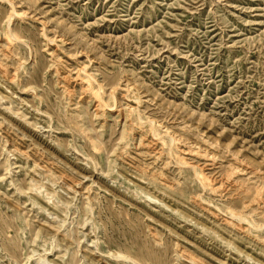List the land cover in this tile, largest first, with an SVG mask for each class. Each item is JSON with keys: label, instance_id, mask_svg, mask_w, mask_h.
Wrapping results in <instances>:
<instances>
[{"label": "rangeland", "instance_id": "374dc122", "mask_svg": "<svg viewBox=\"0 0 264 264\" xmlns=\"http://www.w3.org/2000/svg\"><path fill=\"white\" fill-rule=\"evenodd\" d=\"M0 264H264V0H0Z\"/></svg>", "mask_w": 264, "mask_h": 264}]
</instances>
